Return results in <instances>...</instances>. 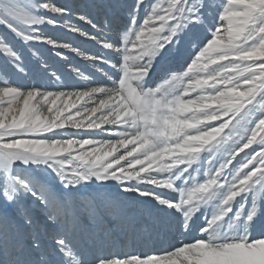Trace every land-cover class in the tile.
I'll return each instance as SVG.
<instances>
[{
  "label": "snow or ice",
  "instance_id": "6c2138e0",
  "mask_svg": "<svg viewBox=\"0 0 264 264\" xmlns=\"http://www.w3.org/2000/svg\"><path fill=\"white\" fill-rule=\"evenodd\" d=\"M94 6L0 0V264H264V0Z\"/></svg>",
  "mask_w": 264,
  "mask_h": 264
},
{
  "label": "bare ground",
  "instance_id": "6f19581e",
  "mask_svg": "<svg viewBox=\"0 0 264 264\" xmlns=\"http://www.w3.org/2000/svg\"><path fill=\"white\" fill-rule=\"evenodd\" d=\"M59 3H66L65 1L58 0ZM102 0H76L74 6H79L82 11H87L89 14L95 17H100L103 15L104 9L95 7V4L101 3ZM71 5V4H70ZM84 47H90V45H84ZM79 62V58H74L73 63ZM67 71V70H65ZM18 79V78H15ZM92 189H87L83 195L91 193ZM142 208L143 206H139ZM129 215H135L136 210L133 208L129 211ZM153 245L150 242H146L145 238L142 236H133L129 234L127 237L117 234L116 244L114 251H146L150 250Z\"/></svg>",
  "mask_w": 264,
  "mask_h": 264
},
{
  "label": "rangeland",
  "instance_id": "374dc122",
  "mask_svg": "<svg viewBox=\"0 0 264 264\" xmlns=\"http://www.w3.org/2000/svg\"><path fill=\"white\" fill-rule=\"evenodd\" d=\"M65 1L68 4L75 5L76 0H62Z\"/></svg>",
  "mask_w": 264,
  "mask_h": 264
}]
</instances>
